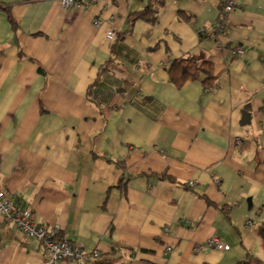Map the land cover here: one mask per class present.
<instances>
[{"label":"crops","instance_id":"obj_1","mask_svg":"<svg viewBox=\"0 0 264 264\" xmlns=\"http://www.w3.org/2000/svg\"><path fill=\"white\" fill-rule=\"evenodd\" d=\"M152 2L0 0V187L88 264H264V0H164L125 34ZM189 58L211 90L173 83ZM0 264H46L1 217Z\"/></svg>","mask_w":264,"mask_h":264},{"label":"built area","instance_id":"obj_2","mask_svg":"<svg viewBox=\"0 0 264 264\" xmlns=\"http://www.w3.org/2000/svg\"><path fill=\"white\" fill-rule=\"evenodd\" d=\"M63 8H80L90 3H96L99 0H56ZM233 1H230L225 7V12L232 10ZM94 27H99L100 21L93 20ZM218 30L221 26L217 27ZM106 40L111 42L115 40L113 32L106 35ZM235 53L241 54V50H235ZM190 186L193 183H189ZM0 217L3 221L13 223L19 233L25 237L35 240L42 244L43 252L46 258V264H58L67 262L70 264H88L91 260L99 257V253L95 250L88 252L82 247L72 244L64 239L54 240L52 234L45 228L36 223L33 210L29 207L20 208L17 200L11 194L0 187ZM207 247L211 249H227L229 246L218 238L208 240ZM197 250V249H196ZM170 248L167 252H170Z\"/></svg>","mask_w":264,"mask_h":264},{"label":"trees","instance_id":"obj_3","mask_svg":"<svg viewBox=\"0 0 264 264\" xmlns=\"http://www.w3.org/2000/svg\"><path fill=\"white\" fill-rule=\"evenodd\" d=\"M152 1L153 2L149 5L147 9H145L142 12L131 14L127 18L126 24H125V30H124L125 34L131 33V29L136 21L141 20V21L148 22L150 24H154L157 21V15H158L160 8L163 5L164 0H152ZM0 8L6 13L7 19L11 26L12 31H15L17 26H16V22L13 20L11 16V9L6 6L2 7V5H0ZM105 69L106 67L101 68L100 75L105 71ZM209 72L210 71L208 67L206 66V64L197 66L196 62L192 58L178 59V60H175L173 64L171 65L169 69V76L171 80L173 81V83L179 87H181L186 82H194V81L201 80L202 78V83L206 86L205 90H211L214 87L215 77L211 76ZM100 75L99 77H97L93 85H91V87H94L96 84H98L100 80ZM118 166L121 168L123 167L120 165ZM161 179H167L169 181H172V179L166 175H163ZM121 187L123 188L124 185H122ZM202 199L209 204V201L206 198L202 197ZM260 233H261V236L263 238V243H264V227Z\"/></svg>","mask_w":264,"mask_h":264},{"label":"rangeland","instance_id":"obj_4","mask_svg":"<svg viewBox=\"0 0 264 264\" xmlns=\"http://www.w3.org/2000/svg\"><path fill=\"white\" fill-rule=\"evenodd\" d=\"M57 241H59V240H57Z\"/></svg>","mask_w":264,"mask_h":264}]
</instances>
